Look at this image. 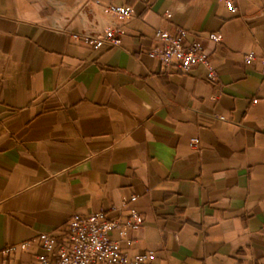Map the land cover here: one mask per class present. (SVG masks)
Instances as JSON below:
<instances>
[{"label": "crops", "instance_id": "crops-1", "mask_svg": "<svg viewBox=\"0 0 264 264\" xmlns=\"http://www.w3.org/2000/svg\"><path fill=\"white\" fill-rule=\"evenodd\" d=\"M238 7L0 0V264H36L40 245L20 243L101 210L143 216L131 244L111 238L154 264H264V0ZM159 27L200 42L216 81L151 58ZM109 28L120 45L81 38Z\"/></svg>", "mask_w": 264, "mask_h": 264}, {"label": "built area", "instance_id": "built-area-1", "mask_svg": "<svg viewBox=\"0 0 264 264\" xmlns=\"http://www.w3.org/2000/svg\"><path fill=\"white\" fill-rule=\"evenodd\" d=\"M224 2L232 13L238 12V0H224ZM109 8L119 16L132 17L130 7L112 5ZM171 16L170 12L166 14L167 18ZM188 35L189 32L182 28L177 29L175 33L157 28L155 37L159 44L149 52V56L158 59L165 68L173 67L183 72H191L196 67L203 66L207 70V80L214 83L217 74L210 64L206 48L197 40L186 42ZM75 37L80 36L75 35ZM81 38L93 44L95 50L102 49L106 44L118 46L121 43L114 28L105 30L101 35L83 33ZM210 40L220 42L221 37L211 34ZM257 58V54L251 51L245 56V62L250 64ZM262 64L264 73V57ZM190 144L193 148H198V138H192ZM136 199L137 196H133L131 201ZM143 224L144 218L136 210H131L125 219L120 217L110 219L107 213L101 210L91 213L86 218L73 217L69 223L66 239H60L52 233H41L31 241L20 243L19 247L27 249L33 244L40 245L42 251L36 255V264H154L156 259L154 251L130 256L111 238L112 232L117 231L131 244L129 232L140 229ZM16 249V246H11L6 252L11 253Z\"/></svg>", "mask_w": 264, "mask_h": 264}]
</instances>
